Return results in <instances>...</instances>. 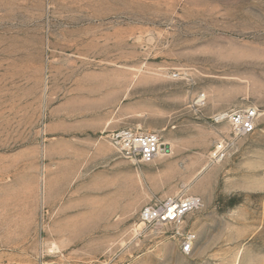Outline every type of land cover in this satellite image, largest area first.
Listing matches in <instances>:
<instances>
[{
	"label": "rangeland",
	"instance_id": "374dc122",
	"mask_svg": "<svg viewBox=\"0 0 264 264\" xmlns=\"http://www.w3.org/2000/svg\"><path fill=\"white\" fill-rule=\"evenodd\" d=\"M240 105L254 132L211 120ZM123 127L171 153L125 158ZM0 264H264V0H0Z\"/></svg>",
	"mask_w": 264,
	"mask_h": 264
},
{
	"label": "built area",
	"instance_id": "2783aa9c",
	"mask_svg": "<svg viewBox=\"0 0 264 264\" xmlns=\"http://www.w3.org/2000/svg\"><path fill=\"white\" fill-rule=\"evenodd\" d=\"M179 76L180 73L174 74V77ZM205 100V94H201L197 102L204 104ZM258 117L259 110L256 106L240 105L215 113L211 120L218 124H229L236 135H247L255 131ZM110 142L125 158L142 163L153 162L167 153L166 144L157 133L135 127L114 130L110 134ZM225 150V143L221 142L213 156L220 159L225 155ZM203 205L204 202L198 195L169 196L144 206L140 211V220L151 227L180 226L189 214L201 209ZM194 239L195 235L191 232L183 235L181 241L183 253L192 252Z\"/></svg>",
	"mask_w": 264,
	"mask_h": 264
},
{
	"label": "bare ground",
	"instance_id": "6f19581e",
	"mask_svg": "<svg viewBox=\"0 0 264 264\" xmlns=\"http://www.w3.org/2000/svg\"><path fill=\"white\" fill-rule=\"evenodd\" d=\"M165 144H167L168 146H169V151L166 153V154H163V155H161V157L162 156H167L168 154H170L171 153V146L167 143V142H164ZM53 251V250H52ZM55 251V250H54Z\"/></svg>",
	"mask_w": 264,
	"mask_h": 264
},
{
	"label": "water",
	"instance_id": "95a60500",
	"mask_svg": "<svg viewBox=\"0 0 264 264\" xmlns=\"http://www.w3.org/2000/svg\"><path fill=\"white\" fill-rule=\"evenodd\" d=\"M166 152H168L169 151V146L166 144Z\"/></svg>",
	"mask_w": 264,
	"mask_h": 264
}]
</instances>
